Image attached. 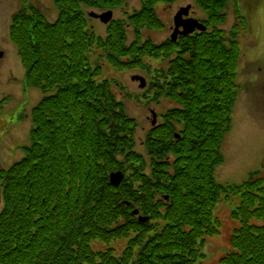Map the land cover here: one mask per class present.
I'll list each match as a JSON object with an SVG mask.
<instances>
[{
	"label": "trees",
	"instance_id": "1",
	"mask_svg": "<svg viewBox=\"0 0 264 264\" xmlns=\"http://www.w3.org/2000/svg\"><path fill=\"white\" fill-rule=\"evenodd\" d=\"M53 1L54 21L26 0L10 21L26 88L43 98L23 159L0 169V264H200L221 234L224 202L239 227L218 264H264V177L225 186L215 174L239 97L244 26L224 28L232 12L239 21L238 0H196L208 32L163 44L142 40L143 30L164 28L157 6L172 0H140L106 36L87 9L116 11L127 0ZM104 65L147 73L144 109L170 104L144 139L129 89L104 78ZM115 172L125 180L114 187Z\"/></svg>",
	"mask_w": 264,
	"mask_h": 264
},
{
	"label": "rangeland",
	"instance_id": "2",
	"mask_svg": "<svg viewBox=\"0 0 264 264\" xmlns=\"http://www.w3.org/2000/svg\"><path fill=\"white\" fill-rule=\"evenodd\" d=\"M35 4L43 12H47V18L51 21L58 17L53 0H26ZM242 10L248 15L249 38L243 46L242 53L245 68L240 70L241 82L250 80L245 92L242 93L236 114L234 115L233 131L226 137L223 145V153L226 158L225 165L216 169V180L225 186H239L244 181L257 173V177H264V15L260 13L258 7L262 0H239ZM177 4V5H176ZM173 6L159 5L158 15L164 22V28L160 31L143 30L142 40L152 39L155 43H163L172 34L173 17L177 9L193 6L197 9L193 0H182ZM19 0H0V51L6 52L5 60L0 65V99H9L8 106L0 111V169L11 167L19 162L25 155V148L29 146L30 132L33 128L32 110L42 100L41 91L26 88V69H24L20 58L17 55V48L13 46L10 36V21L21 8ZM140 0H129L114 11L115 19L125 18L126 14L140 11ZM89 12H99L94 8L87 9ZM196 11V10H195ZM232 16V15H231ZM229 19L224 24V28L229 32L232 29L234 18ZM196 17L206 20V16L197 9ZM98 33L107 35V28L100 22H93ZM247 31V30H246ZM128 42L134 41L135 35L129 32ZM105 62V61H104ZM149 61H146L148 63ZM161 62L149 63L154 69L161 65ZM147 73L138 70L133 72L115 71L111 67L104 65V78L115 79L119 84L128 88V93L132 99L127 101L129 114L139 123L138 135L142 140L152 127L153 117L151 111L154 110L159 115L165 113L170 104H153L148 109L143 108V94L138 83L132 81L134 75L145 76ZM149 75V74H148ZM247 75V76H246ZM246 77L244 80L242 78ZM121 99V93H117ZM129 100V99H128ZM151 105V104H150ZM147 106V105H146ZM145 106V107H146ZM152 109V110H151ZM141 148V147H140ZM216 211L217 219L220 220L221 234L218 237L208 239V244L204 248L207 260L200 264H218L225 252L230 248V237L239 227L238 222L231 218L233 207L229 203H221ZM116 249V255H121L125 245L122 241L112 245ZM97 249H106L99 245Z\"/></svg>",
	"mask_w": 264,
	"mask_h": 264
},
{
	"label": "water",
	"instance_id": "3",
	"mask_svg": "<svg viewBox=\"0 0 264 264\" xmlns=\"http://www.w3.org/2000/svg\"><path fill=\"white\" fill-rule=\"evenodd\" d=\"M190 10V7L187 8V10H184L185 12H189ZM183 11V12H184ZM183 12L181 11L177 16H176V32L175 34L173 35L172 39L176 41L177 39V35L179 34V28L180 27H183L185 29V32L182 34L184 36L190 34V33H193L196 29H201L203 31H206L207 28H205L203 25H201L199 22L195 21V20H187V22H184L182 23L181 20H183ZM91 17L95 18V19H100L101 21H103L104 24H108L112 21V18H113V12L110 11L106 14H102V15H98V14H91ZM4 57V53L3 52H0V62L2 61V58ZM133 80L134 81H139L141 83V88L142 89H145V86H146V79L145 78H142V77H139V76H135L133 77ZM154 119L156 120V117H154ZM156 124V121L155 123ZM110 179H111V183L113 184V186H120L123 181L125 180L124 178V175L123 173L121 172H118V173H115V174H112L110 176ZM134 215H139V212L138 211H135L134 212ZM141 222H147L148 219L147 218H143V217H140L139 219Z\"/></svg>",
	"mask_w": 264,
	"mask_h": 264
},
{
	"label": "flooded vegetation",
	"instance_id": "4",
	"mask_svg": "<svg viewBox=\"0 0 264 264\" xmlns=\"http://www.w3.org/2000/svg\"><path fill=\"white\" fill-rule=\"evenodd\" d=\"M179 1H182V0H176L175 1V3L173 4V5H175L177 2H179ZM186 1V0H185ZM194 1V4L196 5V0H193ZM239 4H240V2H239ZM177 5V4H176ZM188 6H190V10H189V12H185L183 9H186V7H188ZM186 7H181V8H179V9H177V12H176V14L175 15H177V13H179L180 11H184L183 12V18H184V20L186 21L188 18L189 19H196V20H199L200 22H202L203 24H205V20L202 18V19H200L199 17H198V19H197V17H196V13H197V9H199L200 10V8L196 5V7H197V9H193V6H191V5H186ZM242 8V6H241V4H240V9ZM196 10V11H195ZM258 10H260L259 12L260 13H262L263 15H264V0H262V4L258 7ZM241 11V10H240ZM184 20H181V22L182 23H184ZM97 21H99V20H97ZM182 31H183V29H181ZM197 33V32H196ZM198 34V33H197ZM196 35V34H195ZM178 38H181L180 36L178 37ZM247 40V37L244 39V41H246ZM244 44H245V42H244ZM243 68H245V65H243L242 66V70H243ZM247 76V75H246ZM246 77H244V79H245ZM243 79V80H244ZM264 87V86H263ZM245 89H246V87H244V91H245Z\"/></svg>",
	"mask_w": 264,
	"mask_h": 264
}]
</instances>
